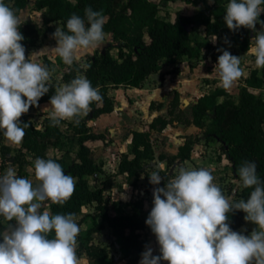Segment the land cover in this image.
<instances>
[{
	"label": "clouds",
	"instance_id": "clouds-1",
	"mask_svg": "<svg viewBox=\"0 0 264 264\" xmlns=\"http://www.w3.org/2000/svg\"><path fill=\"white\" fill-rule=\"evenodd\" d=\"M262 5L264 0H229L223 16L229 30L245 28L256 33L246 54L255 57L257 69H264ZM24 17L0 0V130L14 144L22 141L24 129L29 127L27 122L20 126L21 116L37 106L51 88L48 67L26 58L21 43L25 37L19 30ZM258 23L261 30L256 28ZM104 24L102 12L91 7L85 9L84 17L74 13L66 22L67 31L56 27L51 34L56 41L52 50L65 65L79 64L83 54L105 44ZM218 51L222 54L214 71L225 91H230L242 76L241 58L224 49ZM80 67L87 70L91 65ZM102 99L86 76L77 75L57 86L50 97V126L65 120L78 126L92 103ZM237 174V187L252 189L246 200L226 197L204 167H181L162 187L161 171L151 172L149 183L157 187L145 223L156 237L160 255L146 246L139 264H160L162 260L168 264H264V181L257 175L254 161L242 162ZM34 176L35 183L12 168L0 176V218L7 222L0 231V264H89L77 255L81 229L74 215L41 211L66 204L75 191L74 178L51 158L35 159ZM237 210L256 226L249 235L232 230L228 223V214Z\"/></svg>",
	"mask_w": 264,
	"mask_h": 264
},
{
	"label": "trees",
	"instance_id": "trees-1",
	"mask_svg": "<svg viewBox=\"0 0 264 264\" xmlns=\"http://www.w3.org/2000/svg\"><path fill=\"white\" fill-rule=\"evenodd\" d=\"M28 0H5L14 10L19 12ZM229 0H217V4L209 9L208 15L203 11L184 14L176 11L172 18L159 15V5L156 0H34V22L24 20L20 32L25 39L21 43L27 47L37 43V37H45L53 33L56 27L67 31L66 22L72 14L84 17L85 9L91 7L93 10L101 11L105 19V35L111 33L112 38L118 40L116 44L117 53L110 51L108 44L103 51H96L87 55V63L91 65L87 70L76 64L72 67L62 65L61 80L65 83L71 81L77 75H84L90 80L93 87L98 88L102 95V102H93L91 111L87 116L93 117L102 112H108L113 108V99L108 94L109 86L133 85L141 86L145 77L159 68V61L165 59L175 63L182 57L199 58L203 48L212 49V57L217 59L222 49L209 41H194L185 24L202 22L205 34H216L219 32L229 33L234 37L237 44L235 51H229L232 55H238L249 47L251 38L256 34L250 29L240 28L233 32L228 29L223 20L226 6ZM264 7V5H262ZM264 16V12L260 17ZM58 22V26L55 23ZM50 60L44 59V65ZM49 92L40 98L50 100L55 94V86L49 84ZM264 85V69L261 75L256 68L250 70L245 78V85L241 88L239 97L234 100L226 97L217 101V96L224 93L222 88L201 95L193 103L191 112L193 122L198 126L207 124V131L218 136L224 144L223 153L232 171V177L238 179L237 169L244 161H254L257 166V175L264 181V97L256 88ZM26 99V98H25ZM178 95L175 94L171 104H175ZM38 102V103H39ZM153 102H151V105ZM209 118L206 122L205 118ZM79 125L70 121H61L59 126H50L49 115L42 119L41 127H38L28 113L20 118V126L23 128L27 122L29 127L25 128V136L18 145V150L25 156L31 158L54 159L61 164L65 174L75 177V191L72 197L63 206L50 205L41 211L47 210L52 214L76 215L82 213V206L92 200L96 201L95 211L92 213L93 224L85 229L83 235H78L77 252L85 251L91 258V264H113V257L109 255L105 246H94L89 243L92 234L101 230L104 222L110 228L113 235V243L118 245V250L123 256L128 255L133 249L145 244L141 239L140 230L145 226L143 215L144 201L142 198L131 202L132 212L116 213L112 207L107 205L102 193V186L90 187L87 176L97 172L100 167L90 156V146L87 141L98 137L92 133L83 118H79ZM167 119L162 116L154 117L150 127L162 128ZM63 124V128H61ZM148 129L132 131L129 151L133 154L128 157L123 154L117 172L124 175L129 184H136L144 168L142 159H153L154 150L150 141ZM71 145V148L69 147ZM53 146L60 151L71 152L69 162L65 164L63 154L47 153V147ZM76 146V151H70ZM226 146V147H225ZM189 143L185 142L179 148V155L187 156ZM12 151V146L5 141L3 131L0 130V158ZM69 159V158H68ZM34 173V166H33ZM145 173V184L149 185V175ZM232 191V188H229ZM252 189H236L235 196L247 199ZM228 191V192H230ZM245 213L242 210L228 214V223L232 230L240 232L251 231L256 227L244 220ZM100 220L97 221L96 217ZM6 222L0 218V231ZM54 235V234H53ZM51 238V237H50ZM2 240V237H0Z\"/></svg>",
	"mask_w": 264,
	"mask_h": 264
},
{
	"label": "crops",
	"instance_id": "crops-1",
	"mask_svg": "<svg viewBox=\"0 0 264 264\" xmlns=\"http://www.w3.org/2000/svg\"><path fill=\"white\" fill-rule=\"evenodd\" d=\"M156 1H158L159 5V15L166 18H172L176 11H181L184 14L203 11V15L206 16L209 13V9L217 4V0H213L212 3H209V0ZM30 4L31 10L27 13L26 7ZM36 11L34 0H28L25 7L18 13H23L25 16L24 20H31V15ZM189 25V31L193 42L209 41L213 45L224 50H236L237 47L228 50L226 49V45L220 42L219 39L221 38V34L225 32L207 36L202 22ZM51 34L52 33H48L43 38V41L25 47L26 58H31L34 62L42 65H44V62H42L43 56L52 61L53 57L50 54L47 55V51L50 47L54 48L56 46V41L52 38ZM226 35L231 34L226 33ZM215 36L217 39L214 43L212 39H214ZM105 40L106 42L103 46L90 50L83 54L82 57H87V55H91L96 51H103L108 44L112 45L110 51L116 54V44L119 41L113 39L111 33L105 35ZM246 51L247 50L242 51L237 55L241 58L240 67L242 69V76L230 91H225L214 71L217 59L212 57V49L203 48L197 59L182 57L175 63L161 59L159 61L158 70L148 74L141 86H109L108 94L113 99L112 110L102 112L93 117L81 116L86 122L89 130L98 136L87 141L91 149L90 156L100 167L97 172L87 176L89 186H102L103 197L107 205L116 209L118 213L132 212L133 208L131 202L142 198L144 201L142 213L146 219L153 206V188L157 186L145 184V173H151L157 169L161 171V176L164 178L161 185H159L161 187L167 183L168 178H173L181 167L188 169L200 167L207 168L214 176V182L220 186L219 181H221L223 172L227 173L229 170L231 171L223 153L222 145L224 142L218 136L207 131V124L198 126L193 122L191 108L193 103L196 102L201 95L215 88H222L224 90V93L217 96V101H222L226 97H230L234 100L238 99L240 90L245 85V78L249 75L252 68H256L254 63L255 57L248 56ZM55 56L58 55L56 54ZM257 70L258 74L261 75V69ZM61 71L62 69L59 70L56 81L59 85L54 83L51 79L48 82L49 84L53 83L55 88L64 84L61 80ZM256 91L261 92L264 97V85L261 88H256ZM175 94L178 95V99L173 105L171 104V100ZM49 102L50 100H43L39 102L37 106L30 107L27 112L28 118L32 121L33 118H38L37 120L39 122L35 123L33 121L38 127H41L43 117L49 115L52 110ZM151 102H153L152 105ZM157 116H162L167 119L165 126L160 129L149 126L153 118ZM205 120L208 122L209 118L207 117ZM61 128H63V124H61ZM144 129H148L150 132V141L153 150L157 153V157L160 160V168L153 165V163L156 162L155 156L153 159H142L141 163L144 170L140 174L137 183L132 185L125 181L122 173L117 172L118 164L123 154H126L128 157H132L133 155L129 151L132 131ZM185 142H188L190 145L188 155L181 156L179 155V148ZM52 149L54 151H51ZM70 151L75 152L76 146H73ZM47 153L50 155L63 154L64 156L69 154V152L60 151L53 146L47 147ZM230 174L228 179L230 181L236 180L232 177V171ZM31 178L35 183L33 167ZM95 204V200L85 203L81 208L84 215L81 213L74 215L75 221L81 224L86 217H92V213L95 211ZM96 219L99 221L100 217L97 216ZM104 228L109 230V236L108 234L106 235L111 238L112 245L115 249V251L113 250L112 252L107 250L109 255L113 257V264H115V261L119 262L117 264H139L141 253L145 251L149 240L152 242L153 254L160 255L156 237L146 223L144 228L140 230V237L145 240V244L139 248L133 249L126 256H123L118 250V245L113 243L114 237L106 222H104V226L101 230L93 232L92 238H95L94 236L96 233L99 237L105 236L101 233ZM240 232L244 234L251 231L246 232L240 228ZM92 242L93 240L91 239L89 243ZM108 248H111V246L107 245L106 249ZM77 255L88 259L89 264H91V258L85 251L80 253L77 252Z\"/></svg>",
	"mask_w": 264,
	"mask_h": 264
},
{
	"label": "rangeland",
	"instance_id": "rangeland-1",
	"mask_svg": "<svg viewBox=\"0 0 264 264\" xmlns=\"http://www.w3.org/2000/svg\"><path fill=\"white\" fill-rule=\"evenodd\" d=\"M30 7H31V4L26 7L27 9V13L30 12ZM35 13V12H34ZM34 13L33 15H31V21L34 22ZM260 20H264V16L263 17H260ZM55 26H58V22L55 23ZM256 28L257 30H261V25L258 23L256 25ZM43 38L44 37H37L36 41L37 42H41L43 41ZM221 43L225 44L226 45V49H235L237 47V44L234 40V37L231 36V35H226V33H222L221 34V38L219 39ZM225 40L228 41V43H225ZM53 47H50V49L47 51V55H51L53 57V60L50 61V63L52 64H48L47 67L51 73V80L56 83L57 85H59V83H57V77L59 75V70L62 69V65L63 63H61V61L59 60L60 58L58 56H55L56 54H54L55 52L52 50ZM116 51V50H114ZM44 56L42 57V62H44ZM88 61L87 57H82L81 60L79 61L80 64H86ZM46 66V65H45ZM38 119V118H37ZM36 118H33V121L35 123L39 122ZM5 141L7 143H9L11 146H12V151L7 154L4 158V160L2 161L1 158H0V176L4 175L6 173V171L8 170V168H12L16 171L17 175L20 176V177H24V178H28V179H32L31 178V172H32V167L34 166V161L35 159L34 158H31L30 155H24L23 153L20 152V150H18V145L19 144H14L10 141H8L6 138H5ZM71 148V145L69 146ZM51 151H54L53 149ZM71 152H69L70 154ZM74 153V152H73ZM71 156V154H70ZM69 158V159H68ZM66 156L65 158V164H67V162H69L70 160V157ZM231 171L229 170L227 173L223 172V175L221 176V181H219L220 183V187L222 188L223 190V193L226 197H231L233 200H240V198L238 196H235V190L238 189L237 185L234 183L235 180H229L228 177L231 175L230 174ZM73 177V176H72ZM74 180H75V177H73ZM229 188H232V191H230ZM230 191V192H228ZM46 204L49 203V202H45ZM113 211H115L116 213H118V211L116 209H112ZM2 219V218H1ZM3 220V219H2ZM4 221V220H3ZM6 222V221H4ZM7 223V222H6ZM12 223H15V221H13ZM92 224V217H86L85 220L81 223V224H78L81 231L79 233V235H83L84 232H85V229ZM101 233H103V237H99L98 234L94 233L95 234V238H92L93 240V245L94 246H100V245H103V246H107V245H110L111 248H108L107 250L109 251H115L113 245H112V241H111V238H109V230L105 229L101 231ZM251 232H248V233H244L245 235H249ZM108 234V236L106 235ZM111 242V243H109ZM147 246H151L152 247V242L151 240H149V242L147 243ZM110 252V253H111ZM87 257V256H86ZM119 263L118 261H115V264ZM168 264V262H165V261H162L160 262V264Z\"/></svg>",
	"mask_w": 264,
	"mask_h": 264
},
{
	"label": "water",
	"instance_id": "water-1",
	"mask_svg": "<svg viewBox=\"0 0 264 264\" xmlns=\"http://www.w3.org/2000/svg\"><path fill=\"white\" fill-rule=\"evenodd\" d=\"M184 27H185L187 30H189L190 25H189V24H185ZM154 156H155V161H156V162L153 163V165H154L155 167H157V168H160V165H159L160 160H159V158L157 157V153H155V151H154Z\"/></svg>",
	"mask_w": 264,
	"mask_h": 264
}]
</instances>
